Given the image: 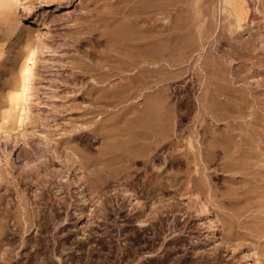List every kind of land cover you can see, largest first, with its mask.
<instances>
[{
    "label": "bare ground",
    "instance_id": "bare-ground-1",
    "mask_svg": "<svg viewBox=\"0 0 264 264\" xmlns=\"http://www.w3.org/2000/svg\"><path fill=\"white\" fill-rule=\"evenodd\" d=\"M6 1L8 0H0V5L5 4ZM118 1L116 0V2ZM194 1V3L191 2V4L193 3L191 6L187 0H124L123 10L120 11L124 15L120 14L124 18H120L121 25L117 23V20L114 21L117 24L114 23L113 28L108 27L113 20L107 25L102 23L101 25L105 24L106 26H104L108 27L110 32L102 26L103 31L101 27L98 30L93 26L94 30H98L96 31L99 34L96 32L98 35L96 36L100 35L99 39L102 38L101 35L105 37L106 33L102 32H109L108 35L106 34V41L102 39L107 42L102 44L104 46L107 44V50L104 49L102 53L96 51L100 61L93 60L95 63L98 62L93 64L94 66L89 65L90 62L86 65L83 61L82 65L78 64L79 67L81 66L80 70L84 68L85 71H90L89 74L93 73L94 81L93 79L92 81H96V85L98 84V87L95 86V88L97 87L95 98L91 99L94 101L93 109L87 111L90 116L92 114L91 119L88 118L91 124L86 121L91 128L87 124V126L81 124L83 126H79V128L86 129L83 133L81 132L83 135L92 134L94 138L98 136L102 143L99 145L100 147L98 146L97 153L94 152V156H87V154L77 153V151L75 153L73 148L76 149L80 144L77 143L79 141L74 142L77 146L73 144L75 146L73 148V145H69L70 143L64 144L65 146L61 143V146L59 145L62 147L60 154H63L58 156L64 158L62 162L65 165L63 164L64 166L59 170L57 168L54 171H49L47 163L44 165L45 162H41L40 165L41 167L44 165L45 172H40V168L34 164L36 160L40 161L41 158H45V153L43 152V154L40 148L39 151L37 149L33 152L35 160L25 158L19 162L24 161V167L27 169L23 167L18 177L15 176L12 179L0 172V264H16L12 261L15 255L11 253L16 250L15 246L18 245V242L21 246L26 247L34 237V240L37 238L40 247L37 243L36 245L41 250L39 252L38 249V253L40 256L46 257L47 252L49 253L47 250L48 239H55L58 233H64L65 230L67 231L65 236L70 237L71 233L66 229L67 223L65 222L71 220L70 218L76 214L73 210L76 212L78 203L81 206L79 208V218H81L84 213L83 204H86L88 200L86 192L90 190L86 187V183L89 182L86 180V176H88L86 171L89 172V176H92L93 181L91 182H93L94 188H91L96 193L98 207L101 210L107 208L102 195L110 177L112 179L117 175L118 178L124 180L123 182L129 180L134 182L133 174L137 175V172H140L144 174L143 179L141 181L138 179L140 182L137 180L133 186L140 187L138 190L142 193L135 192L134 188H131L132 191L126 187L120 189L121 197L118 196L122 200L128 198L134 200V210L140 212L146 207L147 200H149L152 201V207L149 209L152 213L157 211V213L161 212L167 215L174 214L181 211L178 209L181 206L177 205L179 204L177 201L181 202V199L184 200L185 197H188L189 201L185 207L192 211L191 214L198 215L205 220L208 219L211 209L206 193L212 185L209 179L212 166L220 165L217 168L220 174L242 170V163L246 157L254 156L252 151L256 149L255 146H258L257 140L253 138L256 135L255 132H258L256 122L252 121L250 117L249 121H245L251 115L247 110L252 104L253 97L251 88L246 87L249 84L248 81L246 82L248 75L243 72L245 70L243 65L236 69L230 61L239 59L241 63H244L246 59L256 58L259 64L261 62L263 65L259 67L262 70L258 69L257 71H261L260 75L264 77V59L260 58L257 53L261 49L257 39L260 33L254 30L255 23H251L250 15L253 9L250 0H226L225 7L218 6L219 2H224V0ZM199 2H202L201 5ZM221 2L220 4H222ZM216 8L220 10L219 16L217 13L215 14L214 9ZM118 10L117 12H119ZM257 10L255 11L257 12ZM114 12L116 13L115 10ZM113 15L110 16L114 17ZM202 15H207V17L202 18ZM216 20L222 23L219 24L217 31L218 22ZM93 27L90 26L91 31ZM91 31L89 32L91 33ZM98 43L100 42L98 41ZM15 70L13 79L6 85L3 94H0V107L2 106L0 108V129L5 128L8 124L13 126L18 122L22 124L24 121H30L31 117L33 119V113L28 105L32 96L31 90L28 88L32 67L22 62ZM115 76H122L125 81L116 83L112 87L109 83L107 84L109 86L99 85ZM261 79L259 81L264 80ZM239 82L244 85L238 86ZM171 84H176V92L172 89L173 87L170 88ZM178 87L181 89L178 90ZM182 88L187 91L186 94H183ZM198 90H200V94L196 97L195 93ZM133 101L135 102L133 103ZM126 102L129 103L127 106L122 105ZM121 105L124 107H120V109H124L120 114L118 111H111ZM120 109L118 110L120 111ZM105 116H112L111 118H114L115 121L108 124L109 120H106ZM185 121L186 123L191 121V124H185ZM73 138L71 137V139ZM180 144L184 145L182 157H176L179 153L174 157V151ZM57 147L54 149L59 152ZM84 147L86 148V146ZM20 157L21 155L18 158ZM218 158L222 160L219 165H217L218 162L216 164ZM5 160L7 162L12 160L9 149L5 150ZM75 163L77 166L71 169ZM79 168L82 169L81 173L80 171L76 173ZM170 169L179 172L182 169H185L186 172L190 170L193 174L184 180L187 173L184 176L175 172L171 175ZM169 170L171 176L166 175ZM238 171L235 173L239 175ZM89 176L88 178H90ZM233 176L232 178H234ZM20 182L23 183L21 184L24 185V189H19L22 188ZM230 182L232 181L230 180ZM228 185L230 184L228 183ZM72 187H75L77 192H75L76 190L72 191ZM120 187L122 188V185ZM233 188L232 185L230 189L233 190ZM235 189L234 191L239 187ZM168 194H173V196ZM233 194L235 193L233 192L230 197L234 196ZM14 195L19 197L17 201H15ZM77 195L80 198L78 200ZM190 196L192 197L190 198ZM234 199L236 198L234 197ZM231 222L233 221L231 220ZM208 223L207 229L210 228L211 236L219 239L220 233L216 223L211 220H208ZM33 231L37 233L35 236H32ZM38 253L28 254V258H25L26 261L21 264L41 262L40 256L39 260L36 257ZM246 256L248 255L244 254L241 258L244 259L245 264H250L248 260H245L248 258ZM47 261L43 259L41 264Z\"/></svg>",
    "mask_w": 264,
    "mask_h": 264
},
{
    "label": "rangeland",
    "instance_id": "rangeland-1",
    "mask_svg": "<svg viewBox=\"0 0 264 264\" xmlns=\"http://www.w3.org/2000/svg\"><path fill=\"white\" fill-rule=\"evenodd\" d=\"M122 1V3L120 2V4H118L116 0H8L5 4L0 5V94H3L6 85L13 79L14 72L16 71L15 69H17L22 62L32 67V75L28 86L32 96L28 105L30 111L33 113V119L31 117L30 121H24L22 124L18 122L13 124V126L8 124L5 128L0 129V172H3L7 177L12 179L15 176L18 177L25 163L24 161L22 163L19 162L25 158L28 160H35L33 159V152L37 151V149L39 151L40 148L42 149H40V151L46 154L43 153L46 159L44 157L41 158L40 161L38 159L34 164L40 168L41 171H39L41 173L45 172L44 165L46 163L49 171H54L57 168V170H59V168L61 169V167L65 165V163L62 162L64 158L59 157L63 154H60L62 152L61 145H68L70 143L69 145L71 146L73 144L75 145L74 142L79 141L77 143L80 144L78 146L75 145L77 146L76 149L73 148L75 147L74 145L72 146L75 153L77 151V153H84L85 155L87 154V156H94L95 153H97L102 141L98 136L94 138L92 134L83 135L82 133L86 129L83 130L81 127L91 124L89 123V119H91L92 114L90 116L87 111L93 109L94 101H91V99L95 98L94 96L96 95L98 84L96 85V81L93 82V73H90V75V71L87 72L84 68L80 70L81 66L79 67V65H82L83 62L88 65L90 62L89 65L92 66L100 61L99 56L97 58V53L104 52V49L105 51L107 50V44L106 46L102 45L107 43L105 42V38H107V33L111 31L107 28H113L114 26L112 25L117 23L121 25L120 18L124 15L123 12H121V14L120 11L123 10L125 4L124 0ZM187 1L191 6L195 2L194 0ZM203 1L204 0H202V2ZM191 2L193 3L191 4ZM220 2L218 6H226L224 4L226 0H224V2L222 1V4H220ZM251 2L257 3L252 4ZM201 3L199 2L200 5ZM250 3L253 9L250 15L252 17L251 23H255L254 25L256 27L254 30L260 33L257 39L261 49L257 53L260 58L264 59V1L250 0ZM120 8L121 10H118ZM256 9H258L257 12L255 11ZM117 10L119 12H117ZM214 11L215 14L217 13L219 16V8L218 10L217 8L214 9ZM120 14L122 16H120ZM205 16L207 17V15H204L202 18H206ZM108 18L110 19L108 20ZM116 20L117 23L114 22ZM98 21L100 23H95ZM111 21L112 24L105 27L108 23L110 24ZM216 22H218V26L216 27L217 31L219 29V24L222 23H219L217 20ZM102 23H106V25L103 24L102 26ZM90 26H94L98 28V30L102 26L109 32H102L103 28L101 27L102 31L99 32L106 33L107 35L104 34L105 37L101 35L102 38L99 39L100 35L97 37L98 30H94L95 28L93 27L92 31L94 32H92ZM89 31H91L92 37ZM97 40L100 43H98ZM96 51L98 52L96 53ZM95 59H97L96 61L98 62L95 63V61H93ZM257 61L256 58H251L244 60V63H241L239 59H233V61L230 62L236 69L243 65V68H245L243 72L248 75L246 82L248 81L249 84H247L246 87L251 88L253 97L252 104L247 110L251 115H247L248 118L245 119V121H249L252 118V121L256 122L258 132H255L256 135L253 138L257 140L258 146H255V151H252V155L254 156L246 157L244 163H249H242V170L246 174L238 169L239 171H227L229 174L225 172L221 173V175L217 168L220 167L219 164L222 163L220 162V158L222 157L218 158L216 161V164L218 162V167L216 165L212 166V171L210 170L211 178H209L212 185L209 190L207 189L206 193V197L209 198L208 202L211 209V213L207 220L198 217V215L191 214L192 211L185 207L189 201L188 197H185L184 200L181 199L183 206L180 200L177 201L179 202L177 205L181 206L178 207V209H181V211L175 212L174 214L170 213L167 215L161 212H159V214L157 211L152 213L151 210H149L152 207V201L149 200H147L148 204H146V207L141 210L142 212L140 210V212L136 209L134 210V200H131V198L122 200V198L119 197H121L120 191L126 187H129L128 189L134 188L133 190H135V192L142 193L138 190L140 187L135 188L133 186V183H136L138 179L140 181L143 179L142 177L144 174L140 172H137V175L134 173L136 176L133 174L134 182H130V180L128 182H123L124 180L118 178L119 176L117 175H113L114 177L112 176V179L110 177L107 181L109 183L105 185V196L104 192L102 196L103 199L105 198L106 207H110L111 209L105 208L101 210L98 207L99 203L97 202L96 193L91 188L94 186L93 182H91L93 181L92 176H89V172L86 171L91 179L85 174L86 180L90 182H87V185H85L90 191L86 192L88 200L86 204H83L84 207H82L84 216L82 215V217L79 218V208H81V206L77 202L79 206L76 204V212L73 210L74 214H76L70 218L71 220L65 222L67 223L66 229L70 231L73 237L71 235L70 237L68 236L69 238L65 236V232H67L65 230L64 233H58L59 235L57 234L55 239H48L47 250L49 253L47 252L46 256H49L48 258L44 257V255H39L38 249L39 252H41V250L37 238L36 240H34L35 237L34 239L32 238L33 240L28 242L26 247L21 246L18 242L20 246L16 245V250L14 249L15 251L11 253L15 255L12 261L16 264H21L26 261L25 258H28V254L34 255V253L36 254L37 252L38 256L36 255V257H38V260L39 256L42 261L43 259L44 261L48 260L44 264H245L244 259L241 258L245 254L248 255L246 256L248 258L245 260H248L250 264H264V80L259 81L261 78L264 79V77L260 75L261 71H257L258 69L262 70L259 67L263 66L261 62L260 65L259 61ZM120 77L115 76L99 85L109 86L111 84L110 86L112 87V85L116 83L123 82L124 79L122 76ZM258 82L260 83L258 84ZM108 83L109 85H107ZM240 84L241 82H239V85L237 83L236 86H240ZM241 85L243 86L244 84L242 83ZM95 86L97 87L95 88ZM175 86L176 84H171L170 88L173 87L172 89L175 91ZM82 88L84 89L82 90ZM177 89L180 90L181 88L178 87ZM183 89L184 88H182L183 94H186L187 91ZM199 94L200 90L195 93V95H197L196 97H198ZM134 102L135 101H133V103ZM127 104L129 103L126 102L122 105L127 106ZM137 104L140 105V103ZM122 105L116 108V110L111 109V111H118V114H120L121 110L124 109H120V107H124ZM0 108H2V106ZM118 109H120V111ZM192 114L194 115V113ZM111 117L105 116L106 120H109L107 121L108 124L111 123V121H115L113 120L114 118ZM86 121L89 124H87ZM184 123L191 124V121L188 123L185 121ZM79 126L81 127L79 128ZM89 128H91L90 125ZM71 137L74 138L71 139ZM56 146H58L57 150L59 152L55 151L56 149L54 148H56ZM84 146H86V148ZM77 148L79 149L77 150ZM6 149L11 150L12 160L9 162L5 160ZM183 150L184 145L180 144L176 151H174V157L179 153L176 157L181 158ZM19 155H21L20 158H18ZM41 162H45L43 167L40 165ZM244 165L246 166L245 168ZM76 166L77 163H75L71 169H74ZM24 169L27 168L24 167ZM170 170L166 174L167 176H171L175 173H179L180 175L183 174L182 176H184L187 173L185 175L187 177L184 176V180L186 178L188 179L190 175L193 174L190 170L186 172L185 169H182L180 171L181 173L175 169ZM79 171L81 173L82 169L79 168L76 173H79ZM237 171L238 173L240 172L239 175L235 173ZM213 173L217 174L214 175ZM230 173L235 175H232L234 178H232ZM211 175H214V178ZM71 178H73V176H71ZM228 179L232 182H230V180L228 181ZM139 180L138 182H140ZM21 183L22 182H20V185L23 184ZM228 183L230 185H228ZM241 184H243V186H241ZM121 185L122 188L120 187ZM232 185L234 186L233 190L230 189ZM237 186L239 189H237ZM20 187L22 188L19 189L25 188L24 185ZM242 187L244 188L243 190L241 189ZM74 188L75 187H72V191L76 190L75 192H77V189ZM234 189L236 191H234ZM229 192H234V196L230 197L232 193L230 194ZM168 195L173 196V194ZM228 195L229 197H227ZM191 197L192 196H190V198ZM234 197L236 199H234ZM17 198L19 199V197L14 195L15 201H17ZM78 199L80 198L77 195V200ZM188 210L189 214L187 212ZM76 215L78 216L75 218ZM208 220L216 223L220 233L219 239L211 236L210 228L207 229V227H209ZM231 220L233 222H231ZM36 234L37 233L33 231L32 236ZM33 241H36L35 246ZM31 246L37 248V250ZM41 262L38 261L36 264H41Z\"/></svg>",
    "mask_w": 264,
    "mask_h": 264
}]
</instances>
